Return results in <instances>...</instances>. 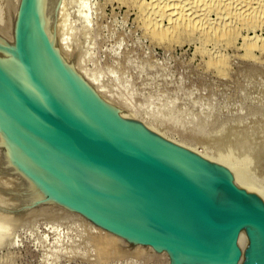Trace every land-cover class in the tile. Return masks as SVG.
I'll return each instance as SVG.
<instances>
[{
	"label": "water",
	"instance_id": "obj_1",
	"mask_svg": "<svg viewBox=\"0 0 264 264\" xmlns=\"http://www.w3.org/2000/svg\"><path fill=\"white\" fill-rule=\"evenodd\" d=\"M57 2L0 0L32 88L0 62V140L17 157L0 141V178L16 180L20 211L62 206L175 264H264V187L113 105L55 42Z\"/></svg>",
	"mask_w": 264,
	"mask_h": 264
},
{
	"label": "rangeland",
	"instance_id": "obj_2",
	"mask_svg": "<svg viewBox=\"0 0 264 264\" xmlns=\"http://www.w3.org/2000/svg\"><path fill=\"white\" fill-rule=\"evenodd\" d=\"M62 1L69 62L113 105L195 147L243 185L264 187V9L248 21L235 14L230 26L238 35L224 39L217 28L209 36L189 23L172 29L166 17L157 25L152 0ZM6 182L0 178V264L168 263L62 206L20 211L6 192L14 181Z\"/></svg>",
	"mask_w": 264,
	"mask_h": 264
},
{
	"label": "bare ground",
	"instance_id": "obj_3",
	"mask_svg": "<svg viewBox=\"0 0 264 264\" xmlns=\"http://www.w3.org/2000/svg\"><path fill=\"white\" fill-rule=\"evenodd\" d=\"M14 1L16 3H18L19 5L21 3V0H14ZM57 4H59V6H58V10L56 12L55 23H54L53 28H52V36H53L55 42L57 43L58 47L60 48V50L64 54V56L69 61L70 60V52L71 51H69V49L67 50V48L65 46L66 44L64 42V38H63L61 30H60V25H61L60 24V13L62 12V9H63V1L62 0H58ZM151 4H152L151 5L152 11L155 13L156 22H157L156 24L157 25H162L163 23L161 24V22L166 17L170 21L169 23L171 24L172 29H174V28L177 29V27L179 28L180 26H182V24H188V23H189V25L191 24L193 27H195L197 29L200 28V30L203 31V32L205 30H208V29L209 30L211 29V31H212V29L216 30V28H217L218 31H222L221 32L222 33L221 38L224 37V39H225V37L234 38L235 34L238 35L237 33L233 32L235 30L231 29L230 24H232L233 21H237V19H238L237 17H238L239 14L242 15L241 19L243 17L246 18V19L247 18L251 19V18L257 17L258 13L261 15L262 11L264 9V0H152ZM255 5H258V6H255ZM217 12H218L219 16H220V13H221V14H223V16H226V18H222L223 16H220V17L217 18V20L211 19V15L213 13H217ZM235 14L237 15V17H235L236 16ZM262 15H264V13ZM262 18L264 19V17H262ZM248 19H247V21H248ZM242 24H244V23L242 22ZM242 24H241V26H242ZM164 26H165V24H164ZM232 27H234V26H232ZM169 28H170V26H169ZM235 28L237 29L238 26L235 27ZM209 30H208V32H206V33H208V36L210 34ZM237 30H236V32H237ZM165 32H166V30H165ZM14 41H15L14 34L10 31V29L5 25V23L0 18V42L2 44H4L3 48L0 49V62L6 68V70L13 76V78L16 80V82L22 88L26 89L27 91H29V93H31V91H32L31 89L32 88H31L30 84L28 83L26 77L24 76V71H23V69H22L20 63L18 62V59L16 58V55L14 53L15 52L14 47H13ZM256 46H257V44H256ZM70 62H72V61H70ZM71 65L89 83H91L95 88H97L95 81L93 79L89 78L86 75V73L80 68L78 63L76 64V63L72 62ZM116 107L119 110H121L129 119H135L125 109H123L121 107H118V105ZM147 126L152 131H154V132H156V133H158L160 135H164V134H162V133H164L163 131L154 129V127H152L149 124ZM164 136H166V135H164ZM169 138H171V137H169ZM169 138H167V139H169ZM169 140H171V141H173V142H175V143H177L179 145H182V146H184V147H186V148H188V149L200 154L201 156H203L198 150H196L195 147L191 146L190 144L189 145L187 143L185 144V143H183L181 141H178L175 138H173V140L172 139H169ZM0 141L5 143V145L7 144L9 146V148H10V143L9 142L2 141V140H0ZM186 145H188V146H186ZM189 146H191V147H189ZM10 149H11V153L9 154L11 156L10 159H13V157L17 158L16 154L14 153V151L12 149V147ZM8 153H9V151H8ZM206 159L211 161L209 158H206ZM232 174L234 175V178H235L236 182L239 183V184H242L241 181L238 179V177L234 173H232ZM1 180H4L5 184L10 183V182H6L7 180H13L14 181L13 183L16 182V180H14L12 178H9V179L1 178ZM7 191H9V190H7ZM10 191H13V189H11ZM92 225H94V224L92 223ZM100 230H102V229H100ZM108 236H110V239L112 237L113 238L114 237L115 238H119V237H117L115 235H112V234H109V233H108ZM115 238L113 240H115ZM119 239H121V238H119ZM98 240H100V239H98ZM103 244H105V242ZM107 245L109 246V244H107ZM123 245H124V243H123ZM110 246H111V244H110ZM147 247L150 248V249L152 248V247L146 246V245L145 246L144 245H133V248L132 247L131 248H132V250L134 252H135V250H138V252H139V250H141V252H143V250L147 249ZM128 249L129 248H127V250ZM127 250H125V251H127ZM105 251H106V249H105ZM158 252H161L159 255H161V256L163 255V256L167 257V262H168L167 264H175L174 261H171V258H170L169 254L167 252H164V251H158ZM106 253H108V252H106Z\"/></svg>",
	"mask_w": 264,
	"mask_h": 264
}]
</instances>
